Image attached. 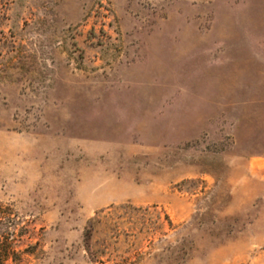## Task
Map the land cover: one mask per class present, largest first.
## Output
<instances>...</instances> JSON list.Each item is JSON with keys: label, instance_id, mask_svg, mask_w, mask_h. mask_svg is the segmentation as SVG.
Wrapping results in <instances>:
<instances>
[{"label": "rangeland", "instance_id": "1", "mask_svg": "<svg viewBox=\"0 0 264 264\" xmlns=\"http://www.w3.org/2000/svg\"><path fill=\"white\" fill-rule=\"evenodd\" d=\"M3 232L21 264H264V0H0Z\"/></svg>", "mask_w": 264, "mask_h": 264}, {"label": "trees", "instance_id": "2", "mask_svg": "<svg viewBox=\"0 0 264 264\" xmlns=\"http://www.w3.org/2000/svg\"><path fill=\"white\" fill-rule=\"evenodd\" d=\"M90 236L88 232L87 237ZM22 252L19 251L14 240L7 232L0 233V264H21Z\"/></svg>", "mask_w": 264, "mask_h": 264}]
</instances>
